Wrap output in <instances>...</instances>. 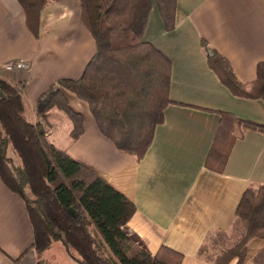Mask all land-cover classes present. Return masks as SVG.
Here are the masks:
<instances>
[{"label":"crops","instance_id":"obj_1","mask_svg":"<svg viewBox=\"0 0 264 264\" xmlns=\"http://www.w3.org/2000/svg\"><path fill=\"white\" fill-rule=\"evenodd\" d=\"M143 37L170 63L171 104L142 159L118 150L88 105L66 90L83 133L72 140L71 121L52 109L46 137L134 205L127 230L151 255L162 248L180 255L179 264H237L240 235L229 237L236 209L247 190L264 185V133L239 123L264 127V100L233 93L218 69L228 68L241 86L254 82L264 62V0H176L173 27L166 30L153 8ZM94 53L80 0H49L36 36L18 1L0 0V79L26 85L29 122L39 96L60 79L78 80ZM15 60L29 68L6 71ZM32 242L23 202L0 181V264H77L65 249L51 255L54 243L38 258ZM263 254L264 241L254 238L242 264H260Z\"/></svg>","mask_w":264,"mask_h":264},{"label":"trees","instance_id":"obj_2","mask_svg":"<svg viewBox=\"0 0 264 264\" xmlns=\"http://www.w3.org/2000/svg\"><path fill=\"white\" fill-rule=\"evenodd\" d=\"M17 1L36 36L48 0ZM80 4L95 53L78 80L60 79L39 96L35 123L25 117L26 85L0 79V181L23 202L33 231L29 250L38 258L59 242L77 264H179L181 256L171 250L161 248L151 255L135 244L139 239L127 230L134 205L51 144L44 127L49 112L57 109L72 123V140L83 133L82 116L69 107L66 90L88 105L99 132L118 150L142 159L163 110L171 104L170 63L143 36L153 8L166 30L173 27L176 0H80ZM218 72L239 97L264 100V62L258 63L256 79L247 86L237 83L228 68ZM239 124L264 133L263 126ZM236 217L247 227L235 249L237 264H242L248 242L264 241V185L243 194Z\"/></svg>","mask_w":264,"mask_h":264},{"label":"rangeland","instance_id":"obj_3","mask_svg":"<svg viewBox=\"0 0 264 264\" xmlns=\"http://www.w3.org/2000/svg\"><path fill=\"white\" fill-rule=\"evenodd\" d=\"M48 2H49V0H48ZM49 141V140H48ZM10 156H12L13 158H14V161L16 162L17 161V159H16V157L15 156H13L12 154H10ZM254 190L256 189V188H253ZM242 225H243V227H242ZM246 229H247V227H246V223L241 219V218H239V217H237V220H236V223H235V225H234V227H233V231H232V233L229 235V237H233V233H236V234H239L240 235V241H242L243 240V238L245 237V233H246ZM130 234V233H129ZM134 240H135V238H134ZM136 241V240H135ZM135 244L137 245V246H139L140 248L141 247H143L144 248V246L143 245H140V243H138V242H135ZM64 249V247H62V245L61 244H59V242H54V244H53V246L51 247V255H53V256H56L57 255V253H58V249ZM65 251V250H64ZM204 252V251H203ZM204 254H205V252H204ZM207 254H208V251H207ZM209 256V255H208ZM212 256V255H211ZM260 264H264V254L261 256V258H260Z\"/></svg>","mask_w":264,"mask_h":264},{"label":"built area","instance_id":"obj_4","mask_svg":"<svg viewBox=\"0 0 264 264\" xmlns=\"http://www.w3.org/2000/svg\"><path fill=\"white\" fill-rule=\"evenodd\" d=\"M29 68L27 61L25 60H15L4 66V69L8 72L12 71H24Z\"/></svg>","mask_w":264,"mask_h":264},{"label":"water","instance_id":"obj_5","mask_svg":"<svg viewBox=\"0 0 264 264\" xmlns=\"http://www.w3.org/2000/svg\"><path fill=\"white\" fill-rule=\"evenodd\" d=\"M210 55H212V53L210 52Z\"/></svg>","mask_w":264,"mask_h":264}]
</instances>
